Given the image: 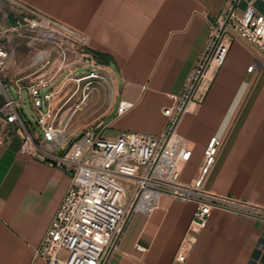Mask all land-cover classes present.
<instances>
[{"label": "crops", "instance_id": "crops-1", "mask_svg": "<svg viewBox=\"0 0 264 264\" xmlns=\"http://www.w3.org/2000/svg\"><path fill=\"white\" fill-rule=\"evenodd\" d=\"M22 1L84 34L88 49L115 66V98L104 125L115 134L153 135L164 130L167 117L162 110L174 105L172 95L182 94L226 3ZM256 6L264 14V3L258 0ZM255 54V48L243 40L232 41L215 75L196 88L177 131L192 145L182 180L199 174L208 140L220 133L223 143L204 188L264 208V65ZM253 63L256 67L249 71ZM3 128L0 118V133ZM21 143L19 134L0 142V264H45L34 259V249L67 190L69 177L60 168L22 154ZM194 209V202L164 195L150 216L133 214L118 239L112 264H256L257 259L264 264V220L219 208L211 210L184 260H177Z\"/></svg>", "mask_w": 264, "mask_h": 264}, {"label": "built area", "instance_id": "built-area-1", "mask_svg": "<svg viewBox=\"0 0 264 264\" xmlns=\"http://www.w3.org/2000/svg\"><path fill=\"white\" fill-rule=\"evenodd\" d=\"M257 1L226 0L220 22L209 34L205 52L182 94L172 95L174 105L162 110L167 123L160 134L125 131L109 136L105 125L69 133V121H57L52 103L58 92L52 80L63 68L67 50L74 46L89 50L87 37L22 0H0V6L7 8L0 18V118L4 122L0 142L19 134L22 154L60 168L69 177L67 190L34 249V259H43L45 264H112L118 239L133 214L150 216L164 195L195 204L176 255L179 261L184 260L214 208L264 220L263 207L204 188V179L222 146V134L215 133L208 140L199 174L189 181L180 178L192 145L177 131L196 88L207 76L215 75L232 41L243 40L253 46L264 65V14ZM13 32L40 46L34 53L35 64L50 63L54 50L58 66L53 75L40 74L27 84L2 77L8 57L6 44ZM255 67L253 63L248 70ZM97 76L91 72L77 80ZM25 95L33 115L28 113ZM137 249L143 251L144 247L137 245ZM256 261L260 263V259Z\"/></svg>", "mask_w": 264, "mask_h": 264}, {"label": "rangeland", "instance_id": "rangeland-1", "mask_svg": "<svg viewBox=\"0 0 264 264\" xmlns=\"http://www.w3.org/2000/svg\"><path fill=\"white\" fill-rule=\"evenodd\" d=\"M6 10V7L0 6V18ZM6 45L8 57L2 72L5 80L27 84L40 74L51 76L55 73L58 61H55L57 54L54 50L50 63L35 64L34 53L40 46L23 34L10 33ZM67 51L63 68L52 80V86L58 89L52 99L57 121L68 120L66 131L72 134L98 129L111 116L110 108L115 98V66L109 61L101 62L99 57L85 48L74 46ZM91 72L98 76L77 80ZM25 99L28 113L33 115L28 95H25ZM107 132L109 136L116 133L110 128Z\"/></svg>", "mask_w": 264, "mask_h": 264}, {"label": "trees", "instance_id": "trees-1", "mask_svg": "<svg viewBox=\"0 0 264 264\" xmlns=\"http://www.w3.org/2000/svg\"><path fill=\"white\" fill-rule=\"evenodd\" d=\"M100 57H101V56H100ZM100 61H101V62H105V60H104L103 58H100Z\"/></svg>", "mask_w": 264, "mask_h": 264}, {"label": "bare ground", "instance_id": "bare-ground-1", "mask_svg": "<svg viewBox=\"0 0 264 264\" xmlns=\"http://www.w3.org/2000/svg\"><path fill=\"white\" fill-rule=\"evenodd\" d=\"M207 77H210V75H209V76H207Z\"/></svg>", "mask_w": 264, "mask_h": 264}]
</instances>
